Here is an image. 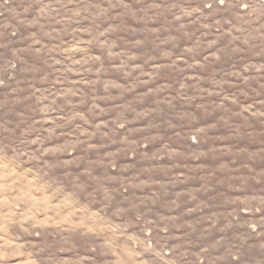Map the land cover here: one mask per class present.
<instances>
[{"label": "rangeland", "instance_id": "1", "mask_svg": "<svg viewBox=\"0 0 264 264\" xmlns=\"http://www.w3.org/2000/svg\"><path fill=\"white\" fill-rule=\"evenodd\" d=\"M0 264H264V0H0Z\"/></svg>", "mask_w": 264, "mask_h": 264}]
</instances>
